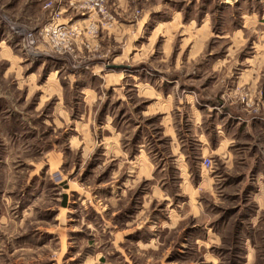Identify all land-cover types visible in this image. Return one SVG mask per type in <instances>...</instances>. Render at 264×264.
I'll return each instance as SVG.
<instances>
[{"label": "rangeland", "instance_id": "obj_1", "mask_svg": "<svg viewBox=\"0 0 264 264\" xmlns=\"http://www.w3.org/2000/svg\"><path fill=\"white\" fill-rule=\"evenodd\" d=\"M50 2L0 0V264H264V136L240 133L264 127V0L168 3L135 43L97 24L60 50ZM210 103L229 163L194 145Z\"/></svg>", "mask_w": 264, "mask_h": 264}, {"label": "crops", "instance_id": "obj_2", "mask_svg": "<svg viewBox=\"0 0 264 264\" xmlns=\"http://www.w3.org/2000/svg\"><path fill=\"white\" fill-rule=\"evenodd\" d=\"M52 1L54 4V9L60 13L59 21L62 24L67 25L69 27L79 28L81 30L80 33L82 37H84L87 34L85 32V27L89 26L91 23L93 24L96 18H94L93 16H89V17L80 16L73 6V4H76L78 0H52ZM198 1L201 0H127V3L153 2V3H162V5H157L147 11H144L139 20L133 19L134 18L132 16L133 10L132 9L129 10V8H126V6L121 5L119 7L118 6L111 7L114 21L111 25H109V28H112L109 31V35H112L114 40H116V38L117 40H119L125 34L133 33L132 40L133 43H135L137 42L138 39L141 38V35L144 34L145 30H147L148 27L160 23V21H162L161 22L162 24L165 23L166 12L164 6L168 5V3L171 4L173 8H175L174 13H176V16L179 17L183 15V11H184L183 8L185 6H189L191 3H196ZM182 3H186V5H180ZM48 17H50L49 14ZM103 28H107V26H103ZM103 33L104 32L101 31V33H99L97 37H95L94 39H90L88 41L91 44V46H99L103 44L102 41ZM77 34H79L78 31L76 35ZM185 97H189V96L185 95ZM215 105L216 104L214 103H210L208 107H206L207 110L195 106L190 107L193 110V112H196L197 114H203V113L211 114L212 117L210 118L211 132L214 133V136L211 139L208 135L204 134V132L201 131L202 129L200 130L195 129L197 130L196 131L197 135L195 136H198L197 137L198 139H194L195 141L194 145L195 147L197 146L199 148H205V151L207 150L211 154H214L222 162L229 163L231 160H233L232 159L233 153L229 149V147L233 146L237 131L229 135L228 131L223 129V126L225 124L224 123L225 119L223 117L219 118V116L216 114L217 111L214 108ZM224 111L234 117H237L235 111L230 108H226ZM200 124L202 123L199 122L198 125ZM254 129H259L260 131H262V135L264 136V127H261V124L260 125L253 124L252 127H246L244 130L242 131L240 130V133L246 134L250 139L253 140V136L251 135V133L252 130ZM248 145L249 148L253 147V144L251 142ZM218 151H220L219 154ZM182 152L183 151L180 150L178 154L181 156V160L186 161L187 156L185 153ZM256 155H257V150L254 149L251 156L249 157L250 160L254 161L256 159Z\"/></svg>", "mask_w": 264, "mask_h": 264}, {"label": "built area", "instance_id": "obj_3", "mask_svg": "<svg viewBox=\"0 0 264 264\" xmlns=\"http://www.w3.org/2000/svg\"><path fill=\"white\" fill-rule=\"evenodd\" d=\"M127 2V0H78L76 4H73L76 11L80 16L96 18L95 23L89 25V33L94 34L97 24L103 26H109L113 23L114 17L112 15L111 7ZM45 8L50 10V18L46 25H44L38 34L48 40L51 47L56 50L67 49V41L71 36L76 35L77 29L75 27H69L62 24L60 19V13L54 9L53 4L47 3ZM95 26V27H94ZM94 27V28H93ZM31 44L33 42L31 41ZM203 166L209 168L211 163L209 160L203 161Z\"/></svg>", "mask_w": 264, "mask_h": 264}, {"label": "water", "instance_id": "obj_4", "mask_svg": "<svg viewBox=\"0 0 264 264\" xmlns=\"http://www.w3.org/2000/svg\"><path fill=\"white\" fill-rule=\"evenodd\" d=\"M231 1H235V0H231Z\"/></svg>", "mask_w": 264, "mask_h": 264}, {"label": "trees", "instance_id": "obj_5", "mask_svg": "<svg viewBox=\"0 0 264 264\" xmlns=\"http://www.w3.org/2000/svg\"><path fill=\"white\" fill-rule=\"evenodd\" d=\"M64 199H65V197H64ZM64 204V203H63Z\"/></svg>", "mask_w": 264, "mask_h": 264}]
</instances>
